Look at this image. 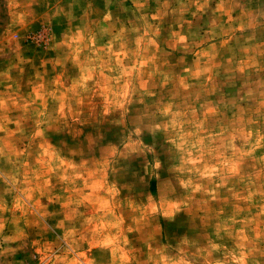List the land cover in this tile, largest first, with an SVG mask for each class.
<instances>
[{"label": "rangeland", "instance_id": "374dc122", "mask_svg": "<svg viewBox=\"0 0 264 264\" xmlns=\"http://www.w3.org/2000/svg\"><path fill=\"white\" fill-rule=\"evenodd\" d=\"M0 264H264V0H0Z\"/></svg>", "mask_w": 264, "mask_h": 264}, {"label": "trees", "instance_id": "16d2710c", "mask_svg": "<svg viewBox=\"0 0 264 264\" xmlns=\"http://www.w3.org/2000/svg\"><path fill=\"white\" fill-rule=\"evenodd\" d=\"M152 185H153V183H152Z\"/></svg>", "mask_w": 264, "mask_h": 264}]
</instances>
